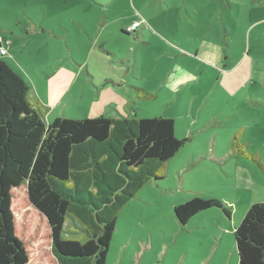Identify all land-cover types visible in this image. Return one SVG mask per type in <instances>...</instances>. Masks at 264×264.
I'll return each instance as SVG.
<instances>
[{
	"label": "rangeland",
	"instance_id": "374dc122",
	"mask_svg": "<svg viewBox=\"0 0 264 264\" xmlns=\"http://www.w3.org/2000/svg\"><path fill=\"white\" fill-rule=\"evenodd\" d=\"M221 1L200 0L193 16L183 7L158 12L150 2L141 13L137 0L97 1V12H81L89 0L78 8L69 0H0V36L14 42L2 59L33 92L42 90L50 108L46 123L56 116L86 119L117 111L127 118L170 117L177 138L187 141L166 166L165 178L151 180L121 210L107 264H185L187 252L209 236H230L247 207L264 201L258 165H264V0H252V16L242 0ZM101 4L108 15L101 14ZM134 16L148 25L141 37L119 27ZM236 68L240 77H228ZM136 90L154 97L145 100ZM255 94L261 98H250ZM239 150L260 161L242 158ZM197 197L221 207L181 225L174 208ZM13 203L17 236L29 245L40 240L44 254L50 252L48 234L40 233L44 218L34 210L20 217L30 206L25 190ZM80 226L69 218L67 237L85 240Z\"/></svg>",
	"mask_w": 264,
	"mask_h": 264
},
{
	"label": "trees",
	"instance_id": "16d2710c",
	"mask_svg": "<svg viewBox=\"0 0 264 264\" xmlns=\"http://www.w3.org/2000/svg\"><path fill=\"white\" fill-rule=\"evenodd\" d=\"M6 56L0 54V264H107L121 210L151 180L165 178L168 162L187 141L177 138L175 119L162 116H63L48 124V108L31 96ZM136 91L145 100L154 97ZM240 152L258 164L255 155ZM22 189L30 206L20 205V217L34 210L44 218L40 233L50 238L48 253L42 241L29 245L17 236L13 198ZM212 207L221 204L197 197L174 214L186 225ZM69 218L81 224L85 240L67 237ZM234 236L238 264H264V202L249 208Z\"/></svg>",
	"mask_w": 264,
	"mask_h": 264
},
{
	"label": "crops",
	"instance_id": "0c3cea01",
	"mask_svg": "<svg viewBox=\"0 0 264 264\" xmlns=\"http://www.w3.org/2000/svg\"><path fill=\"white\" fill-rule=\"evenodd\" d=\"M68 0H66V3H67ZM70 1V6L72 7H79L78 6V3L80 4L81 2L82 3H85V0H69ZM97 1H100L102 3H105V1H109V0H89V2H87V7L84 8L85 10H81L82 11H85V12H91V11H94V12H97V8H95L93 5H98L100 6L99 4H97L98 2ZM138 1V4L136 5V8L137 11H140L141 13H144L146 11V9L150 6L149 3L147 2H150V3H153L151 4V6H155L156 8H158V12L159 11H165V8L168 7L169 10H172L174 13H178V11L181 10V8L183 7V10L185 9V11L189 14V15H193L194 16V13L196 11V8H195V5H199V1L200 0H137ZM204 1V0H202ZM221 0H217V2H220ZM231 0H228V2L230 3ZM244 1L247 6L246 8H248V12H249V15L252 16L253 13H252V0H242ZM60 2V0H59ZM131 2L134 4L135 3V0H131ZM175 2V5H173L172 3ZM216 2V1H215ZM223 2V1H221ZM65 3V4H66ZM112 3V0H110L109 4ZM183 3V4H182ZM219 4V3H218ZM67 5V4H66ZM101 8L103 9V11H101V14L102 13H105V15H108L109 14V9L104 6L103 4H101ZM183 5V6H182ZM95 8V9H94ZM101 9V10H102ZM148 11V10H147ZM81 12H77L76 14H78V16H80V18H85L86 15H82ZM91 17L89 19H86V22H88L90 24V26H92V24L90 23V21L93 20V17H94V13L92 12L91 14ZM89 17V15H87ZM76 20H78L76 17H72ZM130 21L128 22H120L119 23V27L122 29V31H127V29H129L134 22L138 21V20H141L140 17H130ZM92 19V20H90ZM79 21V20H78ZM82 22V21H80ZM85 24V23H84ZM36 26V25H35ZM104 28H112L111 24H108V23H104ZM37 27V26H36ZM148 28V25L147 23L144 21V24L141 25V27H139V29L135 32H139L140 31V37L144 35V33L147 32V29ZM104 31V29L102 30V32ZM40 33V32H39ZM39 33H37L36 35H38ZM128 35V34H127ZM1 37V36H0ZM8 49V52L10 51V46L14 43L12 40L8 39L7 41H4ZM104 43H101L100 44V49H104ZM106 53V52H104ZM252 64V63H251ZM249 62H248V70L252 67ZM243 65L242 63L240 65H238L237 68H239V66ZM234 69L233 70V73H231V75L229 74L228 77H231V78H239L240 75L238 73L237 70L239 69ZM251 70L253 69H250V72ZM234 74V75H233ZM176 77V76H174ZM177 80H172L170 82H176ZM105 84L108 85V84H114L113 83V80H106L105 81ZM115 85V84H114ZM239 85V84H238ZM103 86V85H102ZM241 85L238 86V88H240ZM104 88V87H103ZM57 90V89H56ZM42 91V90H41ZM39 89L35 90V92L32 91L31 87H30V94L31 96L38 102H40L43 106L47 107L48 108V112L50 110L49 106L46 104V102L44 101L43 97H42V93ZM50 91V90H49ZM52 90L49 92L48 95H50L51 97H53L52 95ZM232 93H237V90L236 89H233ZM55 94V92H54ZM255 98V99H260L261 98V95L259 94H255L254 96H250V98ZM261 101V100H260ZM109 103H112V102H109ZM256 103H259V102H256ZM113 104V103H112ZM117 104H114V106H116ZM257 110V109H256ZM48 112L46 113V115L48 114ZM45 115V117H46ZM57 117H60V116H56L55 118ZM99 117H106V118H121L123 116L120 115V113L117 111L116 113H113V114H110V113H106V114H102L98 117H93V118H99ZM54 118V119H55ZM124 118H127V117H124ZM136 118V117H135ZM170 118V117H169ZM81 119V118H80ZM87 119V118H86ZM214 123V122H213ZM180 152V151H179ZM178 152V153H179ZM177 153V155H178ZM176 155V156H177ZM246 154H243L241 155L242 158L245 157ZM175 156V157H176ZM248 156V155H246ZM174 157V158H175ZM173 158V159H174ZM171 159L168 164L173 160ZM246 160V159H245ZM260 161V159H257ZM256 160V161H257ZM248 162V161H246ZM258 162V161H257ZM167 164V165H168ZM264 167V165H263ZM264 202V201H263ZM259 203V202H258ZM255 204V203H254ZM253 205V204H252ZM251 205V206H252ZM247 207V211H245L243 214H242V217L244 215L247 214L249 208L251 207ZM230 214V215H229ZM197 215V214H196ZM240 218L239 219V224L235 226L234 230H233V233H230L228 235V237H226L225 234L223 235H213V236H209L207 239H206V242L204 243V241H201L199 243V247H198V250L190 253V252H187V255L189 256V260H191V262H189L188 259L185 258V264H194L192 261L195 260V264H238L239 263V259H238V253H237V248H236V242H235V236H234V233L236 231V229L238 228V226L240 225V223L242 222V220L244 218ZM245 217V216H244ZM193 218V217H192ZM191 218V219H192ZM227 218L228 220L230 221V219L232 218V214L231 213H227ZM192 221V220H191ZM233 221V220H232ZM188 225H191V223L189 222ZM192 228V227H190ZM227 238V239H226ZM187 244L189 246L190 245V241L187 242Z\"/></svg>",
	"mask_w": 264,
	"mask_h": 264
},
{
	"label": "built area",
	"instance_id": "2783aa9c",
	"mask_svg": "<svg viewBox=\"0 0 264 264\" xmlns=\"http://www.w3.org/2000/svg\"><path fill=\"white\" fill-rule=\"evenodd\" d=\"M143 23H144V20L136 21L133 23V25L128 30L129 31H136ZM0 54L2 56H6L8 54V49L4 45V40L1 37H0Z\"/></svg>",
	"mask_w": 264,
	"mask_h": 264
}]
</instances>
